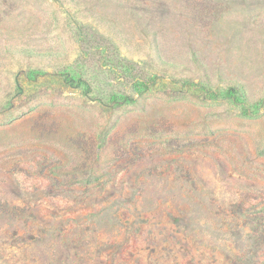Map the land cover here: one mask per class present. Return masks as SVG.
I'll return each mask as SVG.
<instances>
[{
    "label": "rangeland",
    "instance_id": "obj_1",
    "mask_svg": "<svg viewBox=\"0 0 264 264\" xmlns=\"http://www.w3.org/2000/svg\"><path fill=\"white\" fill-rule=\"evenodd\" d=\"M0 264H264V0H0Z\"/></svg>",
    "mask_w": 264,
    "mask_h": 264
},
{
    "label": "trees",
    "instance_id": "obj_2",
    "mask_svg": "<svg viewBox=\"0 0 264 264\" xmlns=\"http://www.w3.org/2000/svg\"><path fill=\"white\" fill-rule=\"evenodd\" d=\"M102 51H96L92 54L91 64H86V59H78L72 66L64 69L61 73L64 81L68 86L75 90H80L85 96L94 99L102 105H116L120 103L131 102L133 99L127 88L136 94L149 92L155 86L154 80L150 79L146 72L137 63L125 61L115 50V48L107 41L100 44ZM98 65L101 73L105 72L111 75L115 80H118L120 85L126 89L120 92H112L104 98L96 95L94 88L91 86L88 79L83 76V71L91 66ZM107 67V70H103ZM199 89V86H194ZM209 99H224L231 100L236 104H244L246 100L244 92L236 87H229L222 93L207 91L205 92ZM245 113L250 114L247 108H244Z\"/></svg>",
    "mask_w": 264,
    "mask_h": 264
}]
</instances>
